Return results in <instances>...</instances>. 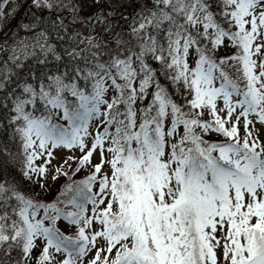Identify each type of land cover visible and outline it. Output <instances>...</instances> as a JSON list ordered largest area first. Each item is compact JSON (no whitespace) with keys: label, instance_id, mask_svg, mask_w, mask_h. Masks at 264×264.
Listing matches in <instances>:
<instances>
[{"label":"snow or ice","instance_id":"obj_1","mask_svg":"<svg viewBox=\"0 0 264 264\" xmlns=\"http://www.w3.org/2000/svg\"><path fill=\"white\" fill-rule=\"evenodd\" d=\"M9 2L0 0V15ZM148 4L128 24L136 43L122 57L12 94L28 180L47 177L54 149L80 153L55 168L52 179L69 182L50 203L0 179V245L19 248L25 264L37 241L35 264H84L91 251L87 264H219L218 250L224 264H264V141L255 128L264 125V0H218V11L208 0ZM224 46L234 54L217 57ZM38 101L42 116L28 110ZM84 168V179L71 178Z\"/></svg>","mask_w":264,"mask_h":264},{"label":"trees","instance_id":"obj_2","mask_svg":"<svg viewBox=\"0 0 264 264\" xmlns=\"http://www.w3.org/2000/svg\"><path fill=\"white\" fill-rule=\"evenodd\" d=\"M19 7L24 8L22 16H17L6 27L4 25L3 14L0 15V179H6L10 183L15 184L25 195L34 197V192L44 195L49 200L38 199L41 202L50 203L56 200L62 187L69 182V177L59 176L52 189L38 187L41 183L37 182L36 176L32 180H28L23 175L24 172V148L20 134L16 131L18 124L13 122V96L20 94L22 85L25 82L38 84L41 79L48 75L71 72L76 67H84L85 61L95 63L97 59L105 62L108 55L103 57L94 56L91 49L88 48L89 39L83 31L87 26L99 23L97 30L92 31V37L101 39L100 29L110 30L115 27L120 30L125 38L124 53L129 48H134L136 43L125 22L131 21V18L143 10L144 5L138 0H104L106 5H102L96 10L84 13V8L88 7L90 0H82L79 11L76 1L71 0L73 5L72 11L63 12L56 0H53L49 6L36 7L34 3L28 5V0H10ZM65 0H60L64 4ZM151 4V0H149ZM214 11H218L216 5L218 0H208ZM8 4V3H7ZM7 4L2 5L3 12ZM114 4L115 6L108 9L106 6ZM97 6V5H96ZM95 6V7H96ZM79 7V8H80ZM89 15L88 18L85 16ZM91 37V38H92ZM132 37V39H130ZM129 38V39H127ZM44 45L45 47H41ZM47 46L55 49V53L47 51ZM119 50V46L117 47ZM227 52L216 53L217 57L231 56L235 49L230 46H224ZM230 48V50H229ZM76 51L80 53L77 60H72L67 53ZM55 55H60V60L55 59ZM120 54L119 56H123ZM15 57V59L13 58ZM108 62V61H107ZM149 62L153 67H157L154 61ZM7 75V78L5 76ZM163 82V78H161ZM81 85L84 81H80ZM151 97L149 96V100ZM147 101L145 102V104ZM139 107V105H138ZM28 110L34 112L36 116L45 114V108L41 102H37V106L33 108L28 106ZM55 113H53V116ZM209 117L206 115L205 119ZM55 119V116H54ZM56 122L64 124V121ZM212 142L211 135L206 137ZM75 165H73V168ZM86 168L82 169L75 176L71 177L75 180H82L88 175ZM43 184V183H42ZM48 190V191H46ZM34 194V195H33ZM36 195V196H39ZM37 255L26 264H35V257L39 256L43 243L37 241ZM22 256L19 248L9 249L8 245H0V264H17L16 257ZM58 259V258H57ZM21 262V261H20ZM25 264V262H21Z\"/></svg>","mask_w":264,"mask_h":264},{"label":"rangeland","instance_id":"obj_3","mask_svg":"<svg viewBox=\"0 0 264 264\" xmlns=\"http://www.w3.org/2000/svg\"><path fill=\"white\" fill-rule=\"evenodd\" d=\"M53 0H48V5H50L52 3ZM76 1V6L78 7L79 11L82 10V8L80 7L82 0H75ZM56 2L59 4L60 9L63 12H68V11H72L73 9V5L71 4V0H65L64 4L60 2V0H56ZM87 2V0H86ZM89 5L88 7L84 8L85 12L84 13H89L91 10H97L98 7L100 8L102 5H106V1L104 0H90L89 1ZM138 2H140V4L144 5V0H138ZM32 3H34V0H28V5H32ZM150 3V2H149ZM97 5V6H96ZM96 6V7H95ZM115 6L114 4L110 5V6H106L108 7V9L112 10V7ZM149 7H151V4H148ZM80 7V8H79ZM24 12V8L19 7L16 3L9 2L6 7L4 8V12H3V20H4V25L7 27L17 16H22ZM86 18L89 17V15L85 16ZM130 20H127L125 22L126 27L128 28V24L130 23ZM132 23V22H131ZM99 23H94L91 26H87L85 29H83V31L86 33V37L87 40L89 39V43H88V48L91 49V53L92 54H96V56L103 57L104 55H108V52L110 53V56H107V59H105V57L103 58L104 61L110 60V57L112 56H117L124 53L123 47L125 46V36L121 34L120 30H118L115 27V24L112 26V28L110 30L105 29V27H103V29H100V36L101 39L98 40L95 37H92V31L93 30H97V28L99 27L98 25ZM131 34V33H130ZM92 37V38H91ZM129 39V38H127ZM132 39V37L130 38ZM119 46L120 50L117 48ZM228 47V46H227ZM230 50V48H229ZM228 49L227 48H223L221 47L220 49H218L217 53L220 52H227ZM105 61V62H107ZM114 94V90H109L108 96L110 97L111 95ZM240 128L243 129V121H241V125ZM255 128L257 130V134L259 135L261 141H264V125H261L259 123L255 124ZM212 137H219L217 134H210ZM69 155H76L79 156L80 153L79 151L76 152H72L70 153L69 150L67 149H63V148H57L53 150V159L51 161V164L48 165V174L47 177L45 179H41V181L44 183L45 187L49 189H52V185L53 183L57 180H53L52 176L55 174V168L62 164L64 159H66ZM98 161V154L94 157V162ZM36 164H43L44 161L43 159L37 160L35 161ZM59 179V178H58ZM40 188H42L40 185L38 186ZM45 187H43L45 189ZM46 190V191H48ZM34 197L38 198V199H44L45 200H49L48 198H46L44 195H39L40 193H36L33 191ZM39 195V196H36ZM61 229L65 228V227H71L68 226L66 224V222H59ZM58 224V225H59ZM98 227V226H97ZM72 229V228H70ZM219 235V233H218ZM40 243H43V241H38ZM102 243V242H101ZM38 247V246H37ZM37 247H35L33 249L32 252V257L34 258V256L37 255V250H35ZM94 251H91L88 253V255L84 258V264H87V261L90 260L93 256H94ZM62 258V255L57 254V260H59V258ZM218 258H219V264H224L223 261V256H222V251L218 250ZM21 261V256L20 257H16V263L18 264V262ZM20 264H22L20 262Z\"/></svg>","mask_w":264,"mask_h":264}]
</instances>
